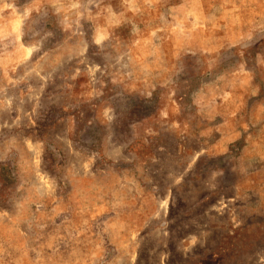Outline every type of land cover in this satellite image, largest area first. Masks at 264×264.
Returning a JSON list of instances; mask_svg holds the SVG:
<instances>
[{
  "label": "rangeland",
  "instance_id": "1",
  "mask_svg": "<svg viewBox=\"0 0 264 264\" xmlns=\"http://www.w3.org/2000/svg\"><path fill=\"white\" fill-rule=\"evenodd\" d=\"M49 1L101 86L0 68V264H264V0Z\"/></svg>",
  "mask_w": 264,
  "mask_h": 264
},
{
  "label": "crops",
  "instance_id": "2",
  "mask_svg": "<svg viewBox=\"0 0 264 264\" xmlns=\"http://www.w3.org/2000/svg\"><path fill=\"white\" fill-rule=\"evenodd\" d=\"M53 3L56 2L0 0V68L6 70L13 68L14 65L31 62L33 69L37 70V74L42 78L44 86L52 84L49 81L51 72L59 70L61 93L71 92L75 96L81 95L82 101H91L94 96H97L100 89L97 87L101 86V81L96 83L98 78L94 76L95 72L92 70L84 74V68H81L84 62L82 60L89 55L87 52L90 44H100L99 42L102 43L105 39L99 40V37L106 36L101 35L103 32L97 28L98 24L92 18L90 20L95 28L94 37L90 40L91 42H88L84 38L80 25H77L76 19L73 24L71 19L67 20L65 14H50ZM8 11H10L9 16L6 14ZM45 11L53 16L52 19L47 13V17H44ZM79 18L81 20V17ZM112 57L108 55L113 62H121L120 57H116V60ZM73 60H78L79 64L75 62L72 66ZM72 71H75L74 75L71 74ZM111 73L115 82L120 84L123 94L131 93L132 90L141 93L146 91L143 89L145 79L137 83L135 79H131L130 74L125 75L124 69L115 71L113 68ZM70 76L73 78V85L68 91ZM215 107H218V111L213 115L214 119L220 116L221 105L217 104ZM218 126L217 132H226L225 129H221V125ZM222 139L220 138L214 146L220 147Z\"/></svg>",
  "mask_w": 264,
  "mask_h": 264
}]
</instances>
